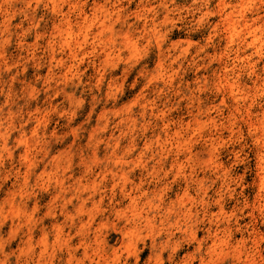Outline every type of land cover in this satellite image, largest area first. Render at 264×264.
<instances>
[{
	"label": "rangeland",
	"instance_id": "rangeland-1",
	"mask_svg": "<svg viewBox=\"0 0 264 264\" xmlns=\"http://www.w3.org/2000/svg\"><path fill=\"white\" fill-rule=\"evenodd\" d=\"M0 264H264V0H0Z\"/></svg>",
	"mask_w": 264,
	"mask_h": 264
},
{
	"label": "bare ground",
	"instance_id": "bare-ground-1",
	"mask_svg": "<svg viewBox=\"0 0 264 264\" xmlns=\"http://www.w3.org/2000/svg\"><path fill=\"white\" fill-rule=\"evenodd\" d=\"M221 3H222V2H221ZM225 4H226V3H225ZM237 5H238V4H237ZM227 6H228V5H227ZM229 6H230V5H229ZM234 7H235V6H234ZM222 8H223V7H222ZM240 8H242V6H240ZM232 9H235V8H232ZM232 9H231V10H232ZM220 10H221V9H220ZM225 10H226V9H225ZM243 10H244V9H243ZM237 11H238V9H237ZM237 11H236V12H237ZM227 12H228V11H227ZM234 12H235V11H234ZM232 13H233V12H232ZM239 14H240V13H239ZM241 14H242V11H241ZM241 14H240V15H241ZM236 15H237V14H236ZM230 16H231V15H230ZM233 18H234V17H233ZM239 18H241V16H240ZM231 19H232V18H231ZM231 19H230V20H231ZM237 19H238V18H237ZM252 19H253V18H252ZM222 20H223V19H222ZM224 20H225V19H224ZM232 20H233V19H232ZM238 20H239V19H238ZM242 20H244V18H243ZM247 21H248V18H247ZM224 22H225V21H224ZM228 23H233V21H232V22H229V19H228ZM241 23H242V22H241ZM251 23H252V21H251ZM226 24H227V23H225V25H226ZM233 24H234V23H233ZM249 24H250V23L248 22V25H247V26H249ZM226 26H227V25H226ZM234 26H235V25H234ZM237 26H238V25H237ZM227 27H228V26H227ZM231 27H232V26H231ZM244 28H246V27H244ZM249 28H250V27H249ZM252 28H253V27H252ZM252 28H251V29H252ZM230 29H231V28H230ZM239 30H240V29H239ZM252 30H253V29H252ZM235 31H236V29H235ZM241 31H242V30H241ZM244 31H245V30H244ZM250 31H251V30H250ZM239 32H240V31H239ZM245 32H246V31H245ZM236 33H237V31H236ZM237 34H239V33H237ZM242 34H243V32H242ZM235 35H236V34H235ZM233 36H234V34H233ZM247 36H248V35H247ZM236 37H238V36H236ZM251 37H252V36H251ZM257 37H258V36H257ZM238 38H239V37H238ZM245 38H246V37H245ZM249 38H250V37H249ZM237 40H238V39H237ZM252 41H253V40H252ZM252 41H251V42H252ZM241 42H242V41H241ZM245 42H246V41H245ZM249 43H250V42H249ZM252 43H253V42H252ZM253 44H254V43H253ZM252 46H253V45H252ZM256 48H257V47H256ZM235 53H236V52H235ZM257 53H258V52H257ZM235 55H236V54H235ZM218 60H219V59H218ZM251 73H252V71H251ZM177 144H178V143H177ZM261 198H262V197H261ZM259 256H260V255H259Z\"/></svg>",
	"mask_w": 264,
	"mask_h": 264
}]
</instances>
